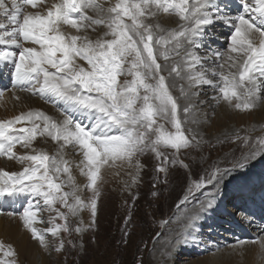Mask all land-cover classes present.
<instances>
[{
	"label": "snow or ice",
	"instance_id": "snow-or-ice-1",
	"mask_svg": "<svg viewBox=\"0 0 264 264\" xmlns=\"http://www.w3.org/2000/svg\"><path fill=\"white\" fill-rule=\"evenodd\" d=\"M42 4L44 0H0V16L9 22L0 31V45L19 50L0 55V62L7 66V61L12 60L16 87L52 99L53 103L62 102L71 112L64 108L66 115L60 122L39 110L0 120V156L21 164L27 162L21 171L0 170V197L27 193L34 198L19 217L33 238L47 248L45 232L33 227L41 222L38 213L46 207L65 221L45 230L53 236L69 230L68 216L55 208L57 203L73 216L85 208H90L95 216L97 183L101 167L109 160L132 164L135 157L151 151L166 161L161 149L179 154L194 146L195 135L190 139L185 134L179 116L181 110L189 112L191 105L181 109L179 98L172 94V85L163 74L161 58L168 61L183 53L182 62H174L168 76L187 80L189 88L207 85L216 89L219 95L215 99L231 108L252 110L264 100V0H245L241 5L244 14L234 20L222 13L214 0H56L43 13L27 10ZM160 15L178 17V28L163 29L150 22ZM215 21L232 28L227 60L233 61L230 67L236 68L235 72H224V63L216 62L224 60L225 53L216 51L208 57L193 51ZM65 26L77 34L65 31ZM96 26L106 28L103 37L110 38L90 39L86 33L89 29L96 31ZM255 34H259L258 44L254 42ZM78 60L85 61L88 67ZM207 61L215 67H206ZM209 74L218 80L209 79ZM121 76L132 79L121 82ZM180 93L186 100L191 99L183 86ZM196 95L199 93H192ZM77 111L87 113L91 122L86 124L75 118L72 113ZM158 118L174 130L158 123ZM24 124L32 126L17 127ZM37 136L56 142L57 153L50 156L34 148L23 155L14 151L17 145L30 148ZM257 145L256 151L264 152V138H259ZM69 146L83 157L76 166L88 177L86 187L94 193L87 202L78 195L80 185L72 175V162L65 159L64 149ZM164 161L157 171H167ZM177 162L182 164L172 161ZM63 174L67 179L61 181ZM66 187L70 190L65 191ZM195 187L200 188L201 183ZM211 207V202L202 203V208ZM196 218L193 216L192 220ZM62 248L63 241L57 250ZM0 251L5 256L16 255L11 245L2 242ZM0 264L5 262L0 260Z\"/></svg>",
	"mask_w": 264,
	"mask_h": 264
},
{
	"label": "bare ground",
	"instance_id": "bare-ground-1",
	"mask_svg": "<svg viewBox=\"0 0 264 264\" xmlns=\"http://www.w3.org/2000/svg\"><path fill=\"white\" fill-rule=\"evenodd\" d=\"M54 2H56V0H44V4L39 5L36 9H32L31 7H28L27 10L43 13L46 11V7L50 6ZM111 2L114 3L115 0H111ZM214 2L218 5L222 3V6L224 8H220L221 12L226 13L230 19L233 20L235 19V17L237 16V11L234 7L231 6V0H214ZM105 6L106 7L108 6L107 3L105 4ZM89 14L94 15V13H92L91 11H89ZM150 22L153 24H159L163 29H176L178 28L179 25V18L174 15L173 16L160 15L159 17L155 18ZM8 23L9 22L7 18L0 16V31H3V25ZM222 23L223 21H215L213 25L209 26L206 30L205 35L200 37L198 40L200 46L198 48L193 49V51L199 54L200 56L207 55L208 57H211L212 54L216 51L225 53L224 60L217 59L216 62L224 63V69H222L224 72L226 73L229 71L235 72L237 69L230 67L233 61L227 60V54L230 45L227 51L223 50L226 42H228V39L225 37V34L230 30L231 26L224 22L226 27L224 28L222 26ZM65 31L71 32L72 34H77L74 29H70L67 26H65ZM105 31L106 28H104L103 26L101 27L96 26V31L93 32L91 29H89L87 33H89L90 36L92 35L91 37L92 40H96L100 38H110V37H103ZM79 34L83 35L84 33H79ZM259 40H260L259 34H255L254 42L258 44ZM25 46H33V45L26 44ZM4 47L8 49V55L18 52V49H16L15 46L0 45V55H3L1 54V52ZM186 47L188 46L186 45ZM232 55L235 56L236 54H232ZM182 57H183V53H181V56L173 55V57L168 61H164L162 58L159 60V62L163 65V74L166 77H168V81L172 85L171 88L173 90L172 94L175 97L179 98L178 102L181 105V109H183V107L186 105H191V110L189 112L184 113L181 110V112L179 113L180 119L182 121V125L185 126L187 130H189L191 133L197 135L198 138L199 137L202 138L203 144L201 147L198 146L199 144L193 142L195 145L194 146L195 149H199L201 151V148H203L205 152L207 151L210 152V150L212 151L219 148L222 150L227 149L228 151L225 154L226 158L224 159V162H221L219 164L215 162L213 166L214 170L220 169V171H216L209 180L212 181V183L214 182L213 184L215 185L216 193L213 192L214 194L212 195L211 198L210 197L205 198L202 202L205 205L208 202H211L212 207L202 208V204H201L200 207L198 206V208H195V211H193L191 216L192 217L196 216L197 218L195 220H192V217L191 218L189 217L190 218L189 222L186 221L188 222L187 223L188 229L184 233L185 235L183 234L181 238L178 239L175 238L176 243L177 241H179V243L177 244L181 245V244H185V243H181L182 241L184 242V240L193 241L200 239L201 232L199 231L197 224L208 223L209 225H212L213 224L212 219L216 218L218 212H222L224 210L225 202L223 203L222 201L224 197H226L228 193L230 194L233 193V195H230V197H234L235 195L234 193L241 194L243 192L244 195L238 197V201H239V203L237 204L238 207L231 208V210L232 212L235 213L241 210L240 217L242 218L241 219L238 218V219L244 220L246 217V225L247 228L251 231L250 233V236H252L251 238H257L259 236L261 238H260V242L258 243L252 241L246 243L242 242L238 244V246L237 247L235 246L236 248L232 250L231 255H229L230 253L228 254V257L236 260L237 264H238V260L240 261L239 264H253V263L264 264V173H262L264 172V169L260 168V170L257 172V174L260 175V178L258 181L253 183L250 180L248 181L243 180V177L240 176H237L233 179L232 175H230V179L229 178L227 179V177L229 176L227 172L230 171V166L231 167L233 166V168L231 169V171L233 172V170H235L238 167V165L246 164L247 162L250 163L252 158L257 157L258 155L260 156L261 154L264 153V152L256 151L258 147L257 145L249 148L250 142L257 141V139L264 137V100L258 102L257 106L252 110H238L229 107L223 101H217L215 97L218 96L219 93L216 89L212 87H209L207 85H199L196 87L189 88L187 80L179 79V78L173 80L172 77L168 76L170 67L174 62L176 63L182 62ZM9 61L12 62L11 59H9L7 62ZM77 62L82 64L85 68L88 67L85 61L78 60ZM2 63L3 62H0V65ZM205 66L210 68L215 67L212 61H207ZM174 75L175 74H173V76ZM181 75L183 76L185 75V73L182 72ZM208 78L213 79L214 81L218 80L217 77L211 76L210 74ZM131 79L132 77L126 78V80H131ZM180 86H183L184 89L189 93V96H191L190 100H186L181 96ZM8 87H10V89H8V91L3 96V102L0 103V120L12 119L17 115L28 112L30 110L42 111L48 116L54 118L57 122H60L64 119L66 113L63 112V107L61 106L55 107L56 106L55 103H53V101L52 102L49 101L51 99L42 98L39 95H34L30 91L21 90L19 87H16L14 85V81L11 83L9 82ZM192 93H199V95L192 96ZM261 95L264 96V93H261ZM233 103L236 102L233 101ZM72 114L75 118L83 121L86 124L91 122L87 113H82L77 111V112H73ZM213 115L217 116L216 121L214 123V126L212 128H209V126L207 127L206 124L208 122V119ZM234 118L237 119L238 121L236 122L237 124H242V123L248 124L247 125L248 128L246 129L239 128L238 131L235 128L227 127L228 121H231ZM252 118H255L254 122L251 121ZM37 123L40 122L37 121ZM164 123L168 124V126H171V124H169L166 121ZM20 126H32V125L31 124L17 125V127ZM220 126H226L227 129L224 128L225 130L218 132V134L215 136L209 135L208 137H204V133L206 130L208 132L211 129H215L219 131ZM33 148L36 150H43L51 156L57 153L58 144L54 142L50 137L37 136L36 141L33 142L30 148H24L21 145H17L14 151H16V153L19 155H23L26 153H31ZM253 151H256L255 155L252 154ZM64 153H65V159H68L72 162V175L75 177L76 183L80 185L78 195H81L82 198H84V200L87 202L89 194L88 196L85 197L84 192L85 190L89 189V187H86V185H88L89 182L88 177L83 175L80 171V168L76 166L80 163L83 157L71 146L64 149ZM26 164L27 162H25V164H21L15 160H9L4 156H0V170H6L9 172L21 171L23 167L26 166ZM126 167L128 171L131 172L130 175L126 173ZM114 170H117L119 172L116 173ZM120 172H123L122 175L120 174ZM235 172L237 173V171ZM140 173L141 171H139V168L136 165L129 163L124 164V160H109L107 164H104L101 167V174H103L101 176H105L111 181V185L115 188V191L112 192V190H110L108 192L109 197H106L105 192L109 188L106 184L101 183L100 186L97 187L99 193L103 194V197H99L98 201H104L105 199L107 200L112 199V201L115 200L117 202V205L114 206L115 208H113V212H116V214H118L120 217L124 216L123 212L125 211L126 205H123L122 200L124 199L126 203L129 204L130 202L133 201L134 199L133 197L139 191L140 192L143 191V186L145 185L144 183L145 181H143V179H145L146 175ZM124 174H128L129 176H125ZM139 174L142 178V183L144 184L142 185L139 191L136 192L132 191L130 195L125 191V189L127 190L129 183L135 182L137 180ZM66 179H67L66 174L64 176L61 175L60 177L61 181ZM227 181L228 183H231V186L229 185L226 186ZM224 184H225V188L221 193L220 187L221 186L223 187ZM115 185H117V187ZM122 188H124V190ZM66 190L69 191L70 189L66 187ZM257 191H259L258 196L255 195L257 194ZM203 194H204L203 190L199 192V194L197 195L198 200H201ZM100 198H102V200H100ZM29 202H34V198L27 193L20 194L18 196L0 197V242H2L5 246L11 245L16 253L15 256H6V261L0 258V260L5 262V264H8L9 261H13L14 264H16L20 262L21 258L28 260L29 264L48 263V255L53 247L54 242L52 241V239L54 238L52 237L53 235L51 233H47L45 230L53 227L55 224L53 220V216H51L53 211H49L45 207L42 211L38 213L39 221L41 222L34 223L33 227L37 228L41 232H45V238L48 241V247L45 248L40 243H38V245L36 246L38 247L36 251H32L31 249V237H32L30 234L31 232L27 227H25L23 221L19 217V214L9 215V213L7 212L5 213L6 210H10L11 213L22 212L23 208L26 207ZM61 212L66 214L65 210H62ZM245 212H250L253 214V216H246ZM77 216L79 218L77 222H79V224L83 227L86 220L89 218L88 213L82 210ZM206 216H208V218L211 219L212 221L204 220ZM104 220L106 221V219H103V221ZM100 221L101 218L97 220L96 222L97 226L98 225L100 226V224L103 223V221L102 222ZM182 221L184 222V220ZM13 223H15L14 228L8 227V226H13ZM67 223L74 226L73 222L70 220H68ZM108 223H110V221ZM207 232L212 233L213 231L210 232V230H208ZM6 250L7 249L5 248V251Z\"/></svg>",
	"mask_w": 264,
	"mask_h": 264
},
{
	"label": "rangeland",
	"instance_id": "rangeland-1",
	"mask_svg": "<svg viewBox=\"0 0 264 264\" xmlns=\"http://www.w3.org/2000/svg\"><path fill=\"white\" fill-rule=\"evenodd\" d=\"M243 2H245V0H231V6L236 9L237 15L244 14L241 10ZM219 8H224L222 3L219 4ZM222 26L226 28L224 22ZM231 32L232 28L225 34L228 42H226L223 48L224 51H227L230 45ZM88 34L89 33H87V35ZM88 36L92 39V35L90 36L89 34ZM5 53L8 54V49L6 47L2 49L1 54ZM12 75V62H7V66L2 63L0 65V93H2V95H0V103L3 102V96L8 89H10V87H8L9 82L11 83L14 81ZM126 78H130V76H121V82L126 80ZM171 91L173 92L172 89ZM49 101L52 102L53 100L51 99ZM57 103L58 102H55V107L58 106ZM216 117V115H213L208 119L206 124L207 127L209 126V128H212L214 126ZM254 119L255 118H252L251 121L254 122ZM164 122V120L158 118V123ZM236 122L238 121L235 118L228 121L227 127H232L236 130L239 128H248V124H237ZM165 127L169 130H174L171 126H168V124H165ZM227 127L220 126L219 131L211 129L208 132L206 130L204 137H208L209 135L215 136L218 132L227 129ZM183 129L185 134L192 139L194 134L187 130L185 126H183ZM193 142H198L197 144H199L198 146L200 147L203 144L202 138H198L197 135H195V140H193ZM256 145L257 141L250 142L249 148ZM194 146L182 149L179 154H175L174 150L171 149H161L167 157L166 161H164L163 157H157L155 153L151 151L134 158L132 164L137 166L138 161L139 166L137 167L139 171H141L140 174L146 175L145 179H143L145 185L143 186V191L140 192L139 190L144 184L142 183L140 174L135 182L129 183L127 190L125 189L127 193L130 194L132 191L139 192L133 197V201L129 204L126 203L124 199V201L122 200L123 205H126L125 211L123 212L124 216L122 217L116 214V212H113V208H115L114 206L117 205V202L115 200H113L115 201L113 202L112 199H108L110 201L105 199L104 201H98L99 203L97 204L95 216L91 214L90 208L84 209V211L88 213L89 218L84 224L86 226L83 225L82 227L79 222H77L79 219L78 216L69 214L66 207L57 203L55 208L59 209L60 212L65 210L68 220L72 221L74 226L68 224V231H61L58 236H52L54 238L52 239L54 243L48 255L47 264H237L236 260L228 257V254L230 253L229 255H231L232 250L242 242L246 243L253 241L258 243L261 238L260 236L251 238V231L246 225V217L244 220H240L242 218L240 217L241 210L238 211L239 214L231 210V208L238 207V197L244 195L243 192L241 194L234 193V197H230L233 193L227 194L226 192L227 196L222 200L223 203L225 202L224 210L218 212L216 218L212 219L213 221L209 219L208 216L204 219L212 221L213 224H197L201 232L200 239L193 241L184 240V242L182 241L181 243L185 244L181 245L176 243L175 238H181L188 229L187 223L192 217L191 215L193 211H195V208H198V206L200 207L205 198H211L212 195L216 193L214 182L212 183V181L209 180L216 171H220V169L214 170V163L217 162L219 164L224 162L226 158L225 154L228 151L227 149L222 150L217 148L212 151L210 150V152H205L203 148H201L200 151L199 149H195ZM172 160L182 161V164L179 162L172 163ZM162 161H164V166L167 169L166 172L157 171ZM125 163L128 162L124 160V164ZM183 165H187V167ZM263 165L264 153L252 158L250 163L247 162L246 164L238 165L239 168L237 167L233 172L231 171L233 166H230L231 172H227L229 175L227 179H230V175H232L233 179L240 176L243 177V180H250L252 183L256 182L260 178L257 172L260 168L264 169ZM114 171L116 173L119 172L117 170ZM235 171H237V173ZM122 173L123 172H120L121 175ZM126 173L129 175L131 173L128 171L127 167ZM128 174L124 175L129 176ZM64 175L65 174L62 176ZM101 183L108 186L109 189L106 190L105 196L109 197L108 192L110 190L114 192L115 188L111 185V181L105 176H101L97 186H100ZM197 183H201L200 188L195 187ZM228 185L231 186V183L227 181L226 186ZM115 186L117 187V185ZM220 188V192L222 193L225 184ZM89 189L84 192L85 197L89 194L88 201L94 196L91 188ZM122 189L124 190V188ZM64 190L67 191L66 188ZM202 190L204 194L201 200H198L197 195ZM258 192L259 191L255 194L256 196H258ZM99 197H103V194L99 193ZM185 197H187V200H185ZM100 200H102V198H100ZM6 212L11 213L10 210H6L5 213ZM245 215L253 216L250 212H245ZM51 216H53L55 224L63 225L65 223L63 219L57 216L56 211H53ZM99 218H101L100 222H102L103 219H106V221L104 220L100 226H97L96 222ZM108 220L110 223H108ZM182 220H184V222ZM8 227L14 228L15 223H13V226ZM76 228H81L82 230L77 232L75 231ZM208 230L213 232L208 233ZM61 241H63V248L57 250ZM38 243L39 241L32 236V251H36ZM0 258L6 261V256L3 251L0 252ZM28 262V260L21 258L20 262L16 264H29ZM239 262L238 260V264Z\"/></svg>",
	"mask_w": 264,
	"mask_h": 264
},
{
	"label": "clouds",
	"instance_id": "clouds-1",
	"mask_svg": "<svg viewBox=\"0 0 264 264\" xmlns=\"http://www.w3.org/2000/svg\"><path fill=\"white\" fill-rule=\"evenodd\" d=\"M59 103H60V102H58V103H57V104H58V106H61V107H63V106H62L61 104H59ZM63 112H65V111H64V107H63Z\"/></svg>",
	"mask_w": 264,
	"mask_h": 264
}]
</instances>
